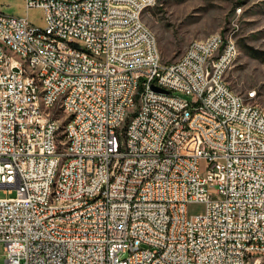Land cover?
<instances>
[{"label": "built area", "instance_id": "1", "mask_svg": "<svg viewBox=\"0 0 264 264\" xmlns=\"http://www.w3.org/2000/svg\"><path fill=\"white\" fill-rule=\"evenodd\" d=\"M155 4L22 0L41 27L2 11L34 61L24 73L0 50L3 264H264V111L225 80L232 29L162 61L137 23ZM56 155L66 170L47 203Z\"/></svg>", "mask_w": 264, "mask_h": 264}, {"label": "rangeland", "instance_id": "2", "mask_svg": "<svg viewBox=\"0 0 264 264\" xmlns=\"http://www.w3.org/2000/svg\"><path fill=\"white\" fill-rule=\"evenodd\" d=\"M0 8L6 14H26L30 23L42 26L38 8L24 12L19 0H0ZM21 9V14L17 15ZM142 21L154 34L162 61L175 60L190 40L232 29L237 55L226 71L225 80L237 94L253 89L256 103L264 111V0H156V4L144 12ZM205 168L206 161L201 159L199 169ZM186 211L190 215L199 214L203 205L190 203ZM3 260L0 243V264Z\"/></svg>", "mask_w": 264, "mask_h": 264}, {"label": "bare ground", "instance_id": "3", "mask_svg": "<svg viewBox=\"0 0 264 264\" xmlns=\"http://www.w3.org/2000/svg\"><path fill=\"white\" fill-rule=\"evenodd\" d=\"M2 17V12H0ZM137 23L139 26H144V33H148L149 38H155L152 31L143 23L142 15H137ZM192 41V40H191ZM192 42L206 43V37L203 39H196ZM0 50L7 60L17 62V65L22 69L24 73H32L34 68V61L31 57H26V51L17 48L10 39H8L0 31ZM237 55V49L234 41H231V59H235ZM230 67V66H229ZM228 67V68H229ZM45 91L42 79H33V97H32V109L36 117H44L45 111ZM59 110H67L66 98H59ZM68 130V122L60 123V131ZM66 160L63 155H56L53 167L49 173V186L45 190V201L47 203H54L55 196L58 193L60 187V177L65 173Z\"/></svg>", "mask_w": 264, "mask_h": 264}, {"label": "crops", "instance_id": "4", "mask_svg": "<svg viewBox=\"0 0 264 264\" xmlns=\"http://www.w3.org/2000/svg\"><path fill=\"white\" fill-rule=\"evenodd\" d=\"M19 3H20V5H21V7H22V0H19ZM3 12H5L2 8H0ZM22 9H23V7H22ZM22 9L21 10H18L17 12H16V14L17 15H20L21 14V11H22ZM24 10V9H23ZM1 11V12H2ZM6 13V12H5Z\"/></svg>", "mask_w": 264, "mask_h": 264}, {"label": "water", "instance_id": "5", "mask_svg": "<svg viewBox=\"0 0 264 264\" xmlns=\"http://www.w3.org/2000/svg\"><path fill=\"white\" fill-rule=\"evenodd\" d=\"M154 90H157V91H160V92H166L165 90H162V89H159V88H156V87H153Z\"/></svg>", "mask_w": 264, "mask_h": 264}]
</instances>
